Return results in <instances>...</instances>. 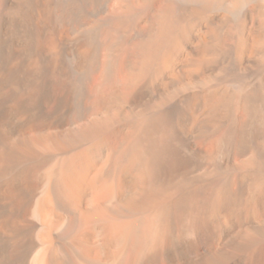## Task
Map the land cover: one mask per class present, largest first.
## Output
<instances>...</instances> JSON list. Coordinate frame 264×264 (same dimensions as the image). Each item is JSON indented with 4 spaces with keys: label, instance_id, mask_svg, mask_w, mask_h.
<instances>
[{
    "label": "bare ground",
    "instance_id": "obj_1",
    "mask_svg": "<svg viewBox=\"0 0 264 264\" xmlns=\"http://www.w3.org/2000/svg\"><path fill=\"white\" fill-rule=\"evenodd\" d=\"M0 264H264V0H0Z\"/></svg>",
    "mask_w": 264,
    "mask_h": 264
}]
</instances>
